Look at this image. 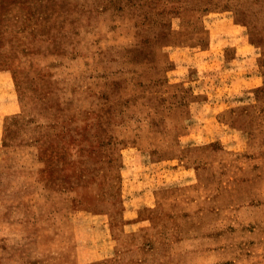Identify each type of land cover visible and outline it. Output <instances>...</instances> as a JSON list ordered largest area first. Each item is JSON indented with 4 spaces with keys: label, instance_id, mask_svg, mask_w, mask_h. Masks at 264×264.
<instances>
[{
    "label": "rangeland",
    "instance_id": "374dc122",
    "mask_svg": "<svg viewBox=\"0 0 264 264\" xmlns=\"http://www.w3.org/2000/svg\"><path fill=\"white\" fill-rule=\"evenodd\" d=\"M27 143L57 203L0 174V264H264V0H0Z\"/></svg>",
    "mask_w": 264,
    "mask_h": 264
},
{
    "label": "crops",
    "instance_id": "0c3cea01",
    "mask_svg": "<svg viewBox=\"0 0 264 264\" xmlns=\"http://www.w3.org/2000/svg\"><path fill=\"white\" fill-rule=\"evenodd\" d=\"M15 159L22 164L16 166ZM12 160L15 161L12 162ZM0 171V174L10 172L18 175L17 191L20 195L23 193L21 197L23 202L33 203L44 199V202L57 203L58 190L47 183L48 173L35 143H27L20 147L10 145L0 147ZM20 178H22V183ZM67 193L65 191V194ZM15 199L19 201L17 197Z\"/></svg>",
    "mask_w": 264,
    "mask_h": 264
}]
</instances>
